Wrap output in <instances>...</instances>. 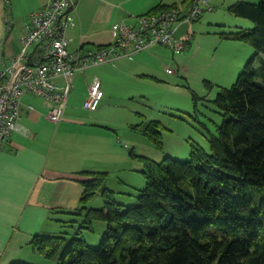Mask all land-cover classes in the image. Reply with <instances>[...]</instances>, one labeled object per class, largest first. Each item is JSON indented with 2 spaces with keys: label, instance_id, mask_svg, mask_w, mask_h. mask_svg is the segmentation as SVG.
I'll list each match as a JSON object with an SVG mask.
<instances>
[{
  "label": "trees",
  "instance_id": "obj_1",
  "mask_svg": "<svg viewBox=\"0 0 264 264\" xmlns=\"http://www.w3.org/2000/svg\"><path fill=\"white\" fill-rule=\"evenodd\" d=\"M228 10L254 26L222 37L246 42L256 54L237 81L217 94L223 122L210 139L211 151L193 142L189 160L166 156L161 162L130 151L143 163L146 179L131 206L115 199L109 172H84L89 178L82 181L76 214L84 216L85 228L106 222L100 245H88L81 235H36L40 253L62 264H264V0H237ZM140 126L162 149L161 123ZM98 193L103 206H87Z\"/></svg>",
  "mask_w": 264,
  "mask_h": 264
},
{
  "label": "crops",
  "instance_id": "obj_2",
  "mask_svg": "<svg viewBox=\"0 0 264 264\" xmlns=\"http://www.w3.org/2000/svg\"><path fill=\"white\" fill-rule=\"evenodd\" d=\"M236 1L213 0L214 9L206 11L194 21L196 28L207 25L208 29L216 26L217 29L226 31L224 27H230V32L249 29L236 24H231L235 28L231 29V25L226 23V15L232 16L228 8ZM46 2L47 0H0V60L9 61L22 52V38L27 34L30 15ZM179 3L185 6L189 4L184 0H79L76 25L66 33L70 39L69 48L77 51L105 46L116 38L114 26L118 23L131 24L137 16L150 12L155 7L167 8ZM6 15L13 19L11 29L6 25ZM208 31L219 38L213 53L215 57L217 53L223 52V46L229 40L222 37L219 30ZM191 36L190 44L183 53L176 54L167 47L170 61L181 64L175 56L182 55L181 61L185 64H181L183 68L175 74L179 76L183 72L182 75L188 81H192L194 77L189 69V62L195 58L198 46V38L196 45H193V35ZM235 44L243 49L240 43ZM164 46L156 45L115 62L90 67L84 73L76 75L59 122L49 118L53 106L50 101L31 93L24 95L20 122L30 130V134L27 135L22 130L13 132L5 147L0 150V264H62L58 257L48 258L40 253L33 245L34 237L60 234L58 231L61 226H65L63 224L67 222L66 219L76 215L85 191L82 181L89 178L84 172L110 174L120 164L128 163L125 157L122 158L119 137L121 128L110 122L118 119L106 121L102 116L105 109L110 107L112 99L113 84L108 77L132 81L147 78L164 84V80L157 76L159 73L164 76ZM238 58L241 59V53ZM104 66L115 68L97 70ZM96 76L101 79L104 98L98 109L87 110L83 103ZM57 80L60 84L64 82L62 77ZM75 81L81 83L82 87L74 92ZM72 92L71 107L67 111ZM77 100L82 101L83 110L89 113L76 114ZM138 113L132 111L135 117H145ZM130 121H127L126 128L142 131L141 126L137 127L141 123L134 125ZM128 158L132 159L130 154Z\"/></svg>",
  "mask_w": 264,
  "mask_h": 264
},
{
  "label": "rangeland",
  "instance_id": "obj_3",
  "mask_svg": "<svg viewBox=\"0 0 264 264\" xmlns=\"http://www.w3.org/2000/svg\"><path fill=\"white\" fill-rule=\"evenodd\" d=\"M250 2L259 4L261 0ZM228 15H226L228 25L236 24L249 29L254 26L248 18L232 13V16L229 17ZM195 23L193 22L189 29L190 34L193 35V45H196L195 41L198 38L196 56L192 62L188 61L191 64L189 69L194 74L192 81H188L187 77L182 75L183 72L176 76L175 73L167 71L170 66L174 69L176 66L167 56L170 51L166 46H164V76L160 73L157 75L164 80V84L156 83L147 78H136L132 81L126 78L111 79L108 77L113 84L111 87L112 99L109 102L110 107L105 109L102 116L106 121L118 119L115 122L110 120V122L121 128L119 130L120 148L123 151V154L121 153L123 156H121L122 158L125 157L128 163L120 164L117 169L110 171L107 186L115 192V199L126 206L137 205L138 197L146 187V179L142 174L144 165L138 159L128 158L130 151L134 150L137 155L145 156L157 162H161L166 156H171L180 161L189 160L191 143L193 142L200 144L205 151L210 152V139L219 134L218 128L223 122L222 110L216 103L217 94L222 88H229L237 81L246 63L256 54V49L250 44L228 39L229 41L225 42V46H223V52L217 53L213 57L219 38L213 33H208V30L211 32L219 30V33L222 34V32H230V27H224L226 31H221L222 29H217L216 26L213 29H208L207 25H203V27L201 26L202 29H199L196 28ZM233 25H231V29H235ZM235 43H240L243 49H239ZM239 52L241 59L238 58ZM262 56L264 57V55ZM175 58L179 59L181 64H185L181 61L182 55H176ZM166 65L168 66L166 67ZM259 65L258 60L256 66ZM110 68L114 69L115 67L104 66L97 70ZM81 85L75 81L74 92L81 89ZM74 92H72L70 99ZM71 101L72 99L67 111L71 107ZM75 106L76 111H78L76 114L89 113L83 110L82 101L77 100ZM132 111H138L145 117H140V115L135 117ZM129 120L134 125L149 120L159 121L161 123L163 148L159 149L143 135L141 130L134 131L131 128H126ZM103 203V198L98 193L86 205L101 208ZM84 220V216L80 214L69 216L66 219L67 222L63 224L65 226H61L58 232L68 239L81 235L88 245L98 247L107 227L106 222L96 221L93 224V229H89L83 227L86 225Z\"/></svg>",
  "mask_w": 264,
  "mask_h": 264
},
{
  "label": "built area",
  "instance_id": "obj_4",
  "mask_svg": "<svg viewBox=\"0 0 264 264\" xmlns=\"http://www.w3.org/2000/svg\"><path fill=\"white\" fill-rule=\"evenodd\" d=\"M79 0H47L30 15L27 34L22 38V52L9 61L0 60V150L10 135L16 131L30 130L21 125L23 97L34 94L50 101L53 106L50 120L59 122L67 106L69 93L76 75L88 68L112 63L156 45H165L174 53H183L189 46L191 34L177 37V27L198 20L206 11L214 9L213 0H192L147 12L137 16L135 22L114 26L117 36L111 43L89 50L71 51L67 30L76 25V8ZM13 19L6 15V25L11 29ZM167 68L169 73L181 70ZM64 82L60 84L58 78ZM104 91L99 77H94L83 103L87 110L99 108ZM2 254L0 253V261Z\"/></svg>",
  "mask_w": 264,
  "mask_h": 264
},
{
  "label": "water",
  "instance_id": "obj_5",
  "mask_svg": "<svg viewBox=\"0 0 264 264\" xmlns=\"http://www.w3.org/2000/svg\"><path fill=\"white\" fill-rule=\"evenodd\" d=\"M189 29H190V23L184 22L177 27V29L174 31V34L177 37H181L182 35L187 33Z\"/></svg>",
  "mask_w": 264,
  "mask_h": 264
}]
</instances>
